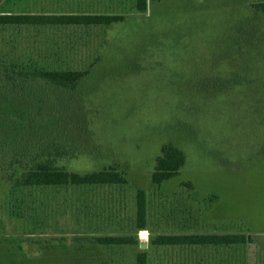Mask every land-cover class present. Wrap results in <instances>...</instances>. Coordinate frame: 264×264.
<instances>
[{
	"label": "rangeland",
	"instance_id": "374dc122",
	"mask_svg": "<svg viewBox=\"0 0 264 264\" xmlns=\"http://www.w3.org/2000/svg\"><path fill=\"white\" fill-rule=\"evenodd\" d=\"M259 1L150 0L144 12L134 0L0 2L1 12L125 15L108 25L0 26V59L18 67L87 68L99 56L85 84L93 128L85 141L94 153L58 163L88 171L118 161L129 177L125 186L97 189L98 215L53 207L48 216L34 210L19 216L4 180L16 166L11 138L0 128V264H137L140 252L149 264H167V246L155 238L186 231L241 234L232 264H264V102L255 110L259 96L251 97H264V59L249 66L229 56L240 24L242 47L264 54V13L253 5ZM232 71L240 82L222 90L215 82ZM68 102L62 101L70 108ZM166 142L183 148L187 162L156 186L151 174ZM139 187L147 190L150 215L149 226L138 230ZM104 234L136 241L92 240Z\"/></svg>",
	"mask_w": 264,
	"mask_h": 264
},
{
	"label": "trees",
	"instance_id": "16d2710c",
	"mask_svg": "<svg viewBox=\"0 0 264 264\" xmlns=\"http://www.w3.org/2000/svg\"><path fill=\"white\" fill-rule=\"evenodd\" d=\"M149 2L150 0H134V5L138 11L144 12L148 9ZM253 5L256 12L264 13V0ZM124 18L122 13L44 14L0 11V26L108 25ZM243 29L245 28L241 24L238 25L233 42L235 51L232 52L231 48L229 56L233 60L244 58L250 66L257 58L262 61L264 54L256 51L255 46V49L242 47V40L239 39L244 36ZM250 52L256 53L250 56ZM99 58L98 56L93 60L87 68L18 67L0 59V128L3 131L7 128L6 136L11 138L8 142L12 157L10 161L16 164L14 170L6 173L4 180L9 184L11 197L15 201L14 214L21 216L26 210H34L48 216L51 208L62 207L63 211L71 209L76 217L83 215V211L87 216L98 215L92 204L96 201L97 189L129 184L126 166L118 161L88 171L71 170L58 163L59 158L70 157L81 151L94 153L95 149L88 146V139L85 141L93 132L91 119L84 109L85 98L88 96L85 93V84L94 74ZM228 75L229 80L215 82L222 90H226L227 82H230L232 87L240 82V77H236L233 71ZM249 82L253 83L251 80ZM253 96H259V101H254V108L257 110L264 102V97L258 94L251 97ZM67 99L70 108L62 103L67 102ZM256 115L258 118L259 115ZM262 116L260 114V119ZM186 162L187 154L183 148L173 142L164 143L160 154L156 156L151 181L154 185L161 186L178 175ZM149 215L147 190L139 187L136 190L135 228H147ZM244 238L241 234H159L155 241L166 245L218 241L241 243L245 241ZM135 239V236L129 234H104L92 238L102 244L134 243ZM137 264H149L146 252L138 253Z\"/></svg>",
	"mask_w": 264,
	"mask_h": 264
},
{
	"label": "crops",
	"instance_id": "0c3cea01",
	"mask_svg": "<svg viewBox=\"0 0 264 264\" xmlns=\"http://www.w3.org/2000/svg\"><path fill=\"white\" fill-rule=\"evenodd\" d=\"M188 230V227L185 228ZM175 234H213V233H197V232H176ZM217 235H225L214 233ZM242 243V242H241ZM240 243H232L228 241L218 242H199L186 244L166 245L170 256L167 264H232L233 248L236 249ZM237 256V255H236ZM238 255V260L241 259Z\"/></svg>",
	"mask_w": 264,
	"mask_h": 264
}]
</instances>
